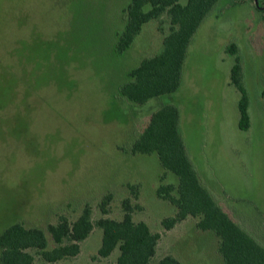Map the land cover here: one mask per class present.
Listing matches in <instances>:
<instances>
[{
	"label": "rangeland",
	"instance_id": "obj_1",
	"mask_svg": "<svg viewBox=\"0 0 264 264\" xmlns=\"http://www.w3.org/2000/svg\"><path fill=\"white\" fill-rule=\"evenodd\" d=\"M129 2L0 0V233L15 222L46 230L60 215L74 220L86 205L94 219H120L128 199L133 219L160 233L150 264L165 254L181 264H219L216 235L198 230L193 218L162 226L175 213L156 192L162 167L155 154L129 147L151 112L172 101L202 183L264 235V13L255 7L264 11V0H218L192 37L178 90L143 105L123 100L119 88L142 57L161 48L168 29L152 21L118 53ZM229 44L249 100L245 130L238 127ZM164 182H175L174 175ZM100 243L94 228L76 257L61 264H114L117 249L95 257Z\"/></svg>",
	"mask_w": 264,
	"mask_h": 264
},
{
	"label": "trees",
	"instance_id": "obj_2",
	"mask_svg": "<svg viewBox=\"0 0 264 264\" xmlns=\"http://www.w3.org/2000/svg\"><path fill=\"white\" fill-rule=\"evenodd\" d=\"M217 2L130 0L123 11L124 28L118 34L115 47L118 53L129 49L144 25L152 21L166 23L168 31L163 32L161 48L142 57L126 73L119 88L123 100L143 105L161 97L172 98L181 85L192 37ZM227 51L235 56L230 81L240 94L238 127L245 130L250 124L248 95L241 81L235 45L229 44ZM261 93L264 97V89ZM129 152L155 154L162 167L156 192L175 209L173 215L161 220L165 229L193 218L198 230L212 231L216 235V249L221 257L219 264H264L263 233L228 211L198 176L180 131V112L175 103L163 102L151 112L142 130L131 141ZM169 173L174 175L175 182H164ZM130 190L136 196V186H130ZM109 199L110 195H105L101 200L99 209L102 213H106ZM121 204L120 219L103 216L94 219L91 208L86 205L74 220L60 215L46 230L12 223L0 233V264H34L36 258L45 264H61L76 257L80 243L94 228L101 229V243L95 257L108 258L117 249L114 264H150L158 249L160 233L152 231L145 221L133 219L134 208L128 199H123ZM46 233L51 237V244ZM155 264L181 262L174 255L165 254Z\"/></svg>",
	"mask_w": 264,
	"mask_h": 264
},
{
	"label": "flooded vegetation",
	"instance_id": "obj_3",
	"mask_svg": "<svg viewBox=\"0 0 264 264\" xmlns=\"http://www.w3.org/2000/svg\"><path fill=\"white\" fill-rule=\"evenodd\" d=\"M256 9L259 11L260 15H263L264 11H261V9L258 7V5H255ZM263 17V16H262ZM264 89V88H263ZM262 89V90H263Z\"/></svg>",
	"mask_w": 264,
	"mask_h": 264
}]
</instances>
